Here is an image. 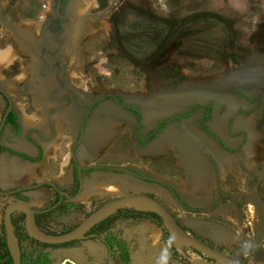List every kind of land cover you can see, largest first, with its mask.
Listing matches in <instances>:
<instances>
[{
    "label": "rangeland",
    "instance_id": "obj_1",
    "mask_svg": "<svg viewBox=\"0 0 264 264\" xmlns=\"http://www.w3.org/2000/svg\"><path fill=\"white\" fill-rule=\"evenodd\" d=\"M122 2L164 18H181L196 12L216 13L233 22L244 42L251 37L255 42L234 59L214 53L199 60L179 59L174 47L169 46L148 65L135 68L117 55L108 39L109 17L118 11ZM56 5L57 0H0V54L13 55L7 65L0 67L4 76L0 89L10 100L15 121L14 125L3 126L0 145L19 141L21 128L24 130L23 119L34 125L42 116H45L47 137L35 129L26 134L24 130L23 137L32 143L30 134L36 133L42 141L55 142L46 155L39 147L41 154L37 166L25 169L11 185L0 186L13 187L25 179H30L25 183L51 179L59 184L56 185L59 189L70 193L73 172L70 150L77 137V128L87 114L84 138L95 133L92 137L96 147L83 150L81 145L75 151L76 164L123 167L158 179L170 185L169 191L180 209L174 204L167 185L153 182H148L149 186L136 185L123 175L110 174L99 177L98 180L107 181L94 188L95 176L111 172L88 169L82 178L81 195L74 201H63L52 211V235L69 231L113 197L123 196L126 189H121L117 196L102 190V186L113 183L111 179L124 186L133 184L150 190L152 195L167 192L169 201L161 196L157 199L170 225L225 255L229 256L238 247L251 245L258 233L251 199L261 206L264 232V121L260 122L264 112V35H254L255 26L264 15V0H60L55 16ZM77 7L81 13L75 15ZM78 26L82 30L77 49L71 34ZM29 30L33 38L28 35ZM47 82L52 85L44 86ZM187 94L204 97L205 102L192 101L183 110L171 111L153 124L144 120L148 110L165 105L167 98ZM39 104L50 106L45 113H39ZM6 106L0 93V117ZM118 114L124 117H117ZM54 115L68 118V124L56 128ZM246 116L254 122L256 137L243 130ZM210 120L211 123L220 121L225 132L217 133L218 136L211 132L214 129L209 126L210 131L207 127ZM47 122L53 129H48ZM112 122H119L120 126H112L96 144V133L104 126L109 128ZM159 122L162 124L156 130ZM164 128L169 138L160 133ZM157 135L148 150H143L140 141ZM206 136L216 145L212 146ZM188 143L199 150L206 172L190 171L181 159V150L186 152ZM216 150H220L230 163L225 171L213 157ZM181 190L183 192H179ZM35 199L36 196L32 198ZM52 200L55 201L54 194ZM215 230L222 233L224 242L215 238ZM94 233L111 235L124 243L130 264L211 262L191 248H174L152 211L120 205ZM22 241L24 249L31 251L32 259L40 247ZM42 250L48 255L47 264H118L114 250L107 249L93 237L46 246ZM240 262L264 264V234L258 248L252 253L241 254Z\"/></svg>",
    "mask_w": 264,
    "mask_h": 264
},
{
    "label": "flooded vegetation",
    "instance_id": "obj_2",
    "mask_svg": "<svg viewBox=\"0 0 264 264\" xmlns=\"http://www.w3.org/2000/svg\"><path fill=\"white\" fill-rule=\"evenodd\" d=\"M2 97H4V96L2 95ZM4 99L7 102V106H6L3 114L1 115V117L4 116V120H3V124L0 128V132L2 131V128L4 125H10V126L14 125V124H11L10 122H7V120L13 115H12V111H11L10 100L5 98V97H4ZM9 103H10V109L7 111V107H8ZM124 108H130V107L124 106ZM130 111H133V110H130ZM119 116L124 117L121 114L117 115V117H119ZM1 117H0V119H1ZM86 117H87V114L84 115L83 119L81 120V122L78 126V128L80 126L82 127L81 134L77 128V137H76L74 145L72 146V148L70 150V155L73 154V156H74V161L71 160V158H70V161H71V164L73 167V172L71 175V185L72 186L70 189V193H67L64 190L59 189L56 186V185L59 186V184L54 180L52 182L51 179H44L42 181H33L30 183H25L26 181L30 180V179H25V181H22L19 184L17 183L18 185H15L13 187H4L3 188L0 186V264H12V256H11V252H10L9 243L6 239L5 226H4V215H5V211H6L8 206H10V208L7 211V227L10 229L11 233L13 234V236L16 240V244H17L18 252H19V264H47L48 263V255L45 251L42 250V248L46 247V246L51 247L54 245H46V244H43V243H40V242L34 240L32 237H30L28 235L27 229H29L33 232L40 233L44 236H52V211L59 208L63 201H74L75 199L78 198L79 195H81L82 189H83L82 178L88 169L89 170L90 169L91 170H98V171L104 170V171H110L111 172V173H106L105 175L98 174L97 176H95L96 184H94V186H93L94 188L97 185H99L101 182L107 181V180H98L99 177H107L110 174H112V175H115V174L123 175V177L128 182L134 183L136 185L149 186L148 182L158 183L161 185H167L166 183H163L162 181H160L158 179H156V180H158L160 182L153 180V179H155L153 177H146V176L140 175L139 173L134 172L130 169H125L123 167H108V166L90 165V164L89 165H77L76 164L77 159H76L75 151H77V149L81 147L82 142L84 140V134H85V129H86V127L84 128V124H85L86 119H87ZM37 124H38V122H36L33 126H31L29 129H27L25 134L27 133L28 130L35 129V130H38L42 136L47 137L46 136L47 133H45ZM160 124H162V122H159L156 125V130L159 129ZM210 124H211V120L209 121L208 126H207L208 129L211 131V129L209 128ZM47 125H48V129H53L52 124L47 122ZM166 130L167 129L164 128L161 130L160 133L163 134ZM211 132H213L214 134H216L218 136V134L215 131H211ZM203 133H204V135H206L205 132H203ZM158 135L152 136V137H150V136L145 137L144 142L140 141V143L143 144V147H144L142 149L144 150V149L149 148L150 145L156 140ZM30 138L32 140V143L25 140V138L23 137V131L21 128L20 138H19V141L17 143H11L9 145H7V144L0 145V163H2V162L9 163L11 160H13L15 158L18 165L27 164L24 166L23 171H25V169H27L29 167L37 166L36 163H37L39 156L41 154L39 152V147L43 150L44 155H46V151L44 150L43 147H41L43 145H40V144L48 143L50 141H47V142L42 141L40 138V135H38L36 133L30 134ZM207 139H210V138L207 137ZM21 142L30 144L35 149V152L33 154H29L25 151H20V150H17L13 147V145H16V144L21 143ZM38 142H41V143H38ZM138 142H139V140H138ZM5 148H10V150L13 152H11ZM4 152H6L7 154L6 155L3 154ZM1 158L3 159L2 162H1ZM91 161H93V159H91ZM86 162H89V161H86ZM33 164H34V166H33ZM76 167H78V170ZM119 168H122L124 170H119ZM21 176L23 177L24 175H21ZM33 178L34 177H31V179H33ZM49 181L54 184L56 190L66 193V196L63 194H60L51 185L46 183ZM109 181L115 182V181H112L111 179ZM129 185H133V184H126V187ZM79 186H80V191L78 192ZM167 186H168L167 189L169 191L170 185H167ZM127 190L128 189L126 188V191ZM77 192H78V194H77ZM34 193L36 195H34ZM127 193L131 194V195H138V194L147 195L148 197L153 198L156 202H158L162 206V204L157 199V197L160 196V194L152 195V194H154L153 192H150V193L149 192H147V193H132V192H128V191H127ZM169 193L172 194L171 197L173 196L172 197L173 200L176 201L174 194L171 191H169ZM53 194L55 196V201L52 200ZM76 194H77V196L74 199H68L67 198V197H70V198L74 197ZM124 194L125 193H123V195ZM35 196H36V199L32 200V198ZM122 197L123 196L113 197L109 201L119 199ZM109 201H107V202H109ZM177 208L180 209V205ZM153 214L161 221V219L154 212H153ZM106 219H107V216L105 218H103L102 220H100L97 224L93 225L84 234V238L77 240V241H82V240L88 239L90 237L97 238L102 244L106 245L107 249L114 250L113 254L116 253L117 259H118V264H121L120 263L121 262L120 261V250H119V246H118V244L121 241H119V239L117 237L112 236L113 238H115V240L113 241V243L110 246H108L107 240L109 238V235L105 237V235L98 236L94 233L95 228L98 227L99 225H101ZM161 223H162V221H161ZM56 235H58V234H56ZM22 239H24L25 241H27L29 243H33L35 245L37 244L40 247L38 253H35V255H33L32 259H31V251L30 250L27 251L26 249H24L25 244L22 241ZM199 240H201V239H199ZM73 242H75V241H73ZM69 243H72V242H69ZM65 244H68V243H65ZM62 245H64V244H62ZM123 246L125 248V245H123ZM125 250H126V248H125ZM239 259H240V257H239ZM129 264H130V262H129Z\"/></svg>",
    "mask_w": 264,
    "mask_h": 264
},
{
    "label": "trees",
    "instance_id": "obj_3",
    "mask_svg": "<svg viewBox=\"0 0 264 264\" xmlns=\"http://www.w3.org/2000/svg\"><path fill=\"white\" fill-rule=\"evenodd\" d=\"M108 39L117 55L139 68L151 63L165 48L173 46L179 59H202L214 53L234 59L241 50L254 44L253 37L243 41L231 20L212 12H196L181 18H164L122 2L109 17ZM256 36L264 35V15L256 24ZM252 36V35H250ZM264 121V112L260 122ZM7 122L15 124L13 116ZM256 129L260 131L259 125ZM115 238L109 235L107 245ZM123 243H119L120 263L129 264Z\"/></svg>",
    "mask_w": 264,
    "mask_h": 264
},
{
    "label": "bare ground",
    "instance_id": "obj_4",
    "mask_svg": "<svg viewBox=\"0 0 264 264\" xmlns=\"http://www.w3.org/2000/svg\"><path fill=\"white\" fill-rule=\"evenodd\" d=\"M81 11L80 9H76L75 11V15H78L80 14ZM77 17V16H76ZM77 20V19H76ZM32 29V28H31ZM82 30V27L81 26H78L71 34V39L72 41L74 42L75 44V47H77V44L80 42V37H79V33L80 31ZM28 35H31V37L33 38V33L29 30L27 31ZM36 37V36H35ZM15 43H19V42H15ZM19 45V49L23 52H26V50H24L22 48V46H20V43L18 44ZM17 45V47H18ZM78 49V47H77ZM22 52V54H23ZM13 56V55H12ZM11 55L9 54H5V53H2L0 54V67L5 65L6 63H8L10 61V58L12 57ZM7 65V64H6ZM1 70V69H0ZM4 80V76L0 73V81H3ZM14 82V81H12ZM56 82V81H55ZM7 83V82H6ZM10 83V82H9ZM219 83V81H218ZM217 83V84H218ZM52 84L50 82H47L44 84V86L46 87H50ZM219 85V84H218ZM225 85V84H224ZM220 86V85H219ZM213 87V86H212ZM216 87V86H215ZM214 87V88H215ZM225 87V86H224ZM196 91V88L193 87ZM211 88V86H210ZM218 88V87H216ZM220 88V87H219ZM222 88V87H221ZM225 89V88H224ZM223 89V90H224ZM38 93V92H37ZM158 94V93H156ZM230 95V94H229ZM226 96V95H225ZM224 96V97H225ZM229 97V96H228ZM140 98V97H139ZM155 98V97H154ZM227 98V96H226ZM147 99V98H146ZM152 99V98H151ZM192 101H199V102H205V98L204 97H200V96H196V95H193V94H187V95H180V96H172V97H169L166 99V104L161 106L160 108H157V109H153L151 108L150 110H148L146 112V115H145V121L149 124H153L155 122V120L159 117H162L163 115H167L169 114V112L171 111H180V110H183L189 103H191ZM229 101V100H228ZM36 103V102H35ZM230 104V101L228 102ZM164 104V103H163ZM231 104H233L231 102ZM41 107H37V111L40 113H45L47 111V109L49 108L50 104H39ZM69 110V109H68ZM56 114V113H55ZM61 116V115H60ZM59 115H54L53 116V120H54V126L58 129H60V126H62L64 123H67L68 124V118H63V117H60ZM73 117V116H72ZM221 119V118H220ZM219 119V120H220ZM223 119V118H222ZM74 120V119H73ZM40 122H38V126L45 132L47 133V126H46V121H45V116H42L41 120H39ZM22 126H23V129L24 130H27L29 129L31 126H33V122H30L26 119H23L22 121ZM112 126L113 127H116V126H120V123L119 122H112V125L109 126V128H106L105 129V126H104V129H102L101 131L97 132L96 135L98 137L97 139V143L96 144H99L101 138L103 136H105L106 134H108V132L112 129ZM243 128L244 130L248 131L252 136H255L257 135V131L255 130L254 128V122L252 120L251 117L249 116H246L245 117V120L243 121ZM211 128L214 129L217 133L219 134H223L225 132L222 124L220 121H216L214 120L212 123H211ZM71 129V128H70ZM23 130V131H24ZM93 134V133H92ZM199 134V133H198ZM95 133L93 135H91L90 133L87 134V136L84 138L83 142H82V149L83 150H86V149H95L96 146L95 145V141H93V137H94ZM163 135L165 137H168L169 138V134H167V132H165V134L163 133ZM93 136V137H92ZM174 138V137H173ZM194 139H197V138H194ZM199 140V139H198ZM39 141V140H38ZM200 141V140H199ZM207 141L213 146V145H216L214 143L213 140L211 139H207ZM38 143H41V142H38ZM55 142L53 141H50L48 143H43V144H40V145H43L41 147L44 148V150L46 152H49L53 146ZM208 143V144H209ZM189 144V143H188ZM252 146V145H251ZM13 147L17 150H20V151H25L29 154H33L35 152V149L30 145V144H27V143H18L16 145H13ZM186 147V152L181 150V155L183 158H181L185 163L188 164V167L190 168V171L192 172H206L207 171V168L206 166L203 164V162H201V158H200V155H199V150H196L197 148L194 146V147H191L190 144L185 146ZM202 148V147H201ZM153 148H150V150L152 151ZM185 149V148H184ZM148 150V149H147ZM213 154V157L214 159L217 160V162L219 163L220 165V168L222 171H225L227 170L229 167H230V163L228 162V159L225 157V155L220 151V150H216L215 152L212 153ZM179 155V154H178ZM3 156V155H2ZM4 157V156H3ZM2 160V158H1ZM6 160V159H5ZM10 161V160H9ZM27 165V164H25ZM25 165H18L17 162H16V159L14 158L13 160H11L9 163H5V162H2L1 163V166H0V185L1 186H6V185H11L13 183V181L16 179V177L21 174V172H23L24 170V166ZM31 166V165H30ZM34 166V164H33ZM35 167V166H34ZM30 170H31V167H29ZM19 177V176H18ZM17 177V178H18ZM116 184V185H115ZM128 189L127 191L128 192H132V193H147V192H151L150 190H145L143 188H140V187H137V186H134V185H129V186H124V184H120L119 182L118 183H111V184H108V185H105V186H102V190L105 191L106 193L110 194V195H118L120 193V190L122 189ZM125 194H128L126 190H123ZM179 192H183L182 190L179 191ZM139 195V194H138ZM160 196L162 197V199L164 200H168L169 201V196H168V193L167 192H162V194H160ZM123 207L125 208H132V209H135V210H138V211H152V208L147 204L145 203L144 201L142 200H134V201H130V202H127V203H124L122 204ZM259 202H258V206H259ZM261 207V206H259ZM214 233V236L216 239L220 240V241H223L224 240V237L222 235V233L219 231V230H215ZM264 234V232H263ZM224 242V241H223Z\"/></svg>",
    "mask_w": 264,
    "mask_h": 264
},
{
    "label": "water",
    "instance_id": "obj_5",
    "mask_svg": "<svg viewBox=\"0 0 264 264\" xmlns=\"http://www.w3.org/2000/svg\"><path fill=\"white\" fill-rule=\"evenodd\" d=\"M58 3L59 0H57V5L54 8L55 16H57L58 11ZM113 4V1L110 3V6ZM1 14V9H0ZM0 93L8 99L5 92L0 89ZM114 101L116 102V98L113 97ZM10 109V103L8 104L7 111ZM121 117V116H119ZM4 116L0 119V128L3 124ZM78 131L82 132V127L80 126L78 128ZM71 160L74 161L73 154L70 155ZM78 170V167H76ZM119 170H124L122 168H119ZM150 179V178H149ZM157 182H160L156 179H153ZM47 184L51 185L55 190V186L52 182H46ZM58 191V190H56ZM80 191V186L78 189V192ZM60 194H63L66 196V193L58 191ZM77 192V194H78ZM77 194L74 197H67L68 199H74ZM172 195V194H170ZM173 197V196H172ZM134 200H142L145 203H147L151 208L152 211L161 219L162 226L166 230L169 239L172 243V246L177 249L181 248H191L194 251L206 256L209 258L212 262L208 264H242L240 262L239 257L243 253H252L254 250H256L261 242L262 236H263V224H262V218L260 213V208L258 206V203L255 199H251V202L254 206L256 218L258 222V233L253 241V243L249 246H241L236 248L229 256L223 254L218 249L206 244L204 241L199 240L198 238L191 237L187 234L182 233L181 231H178L175 229L172 225H170L168 218L166 217V213L164 208L156 202L153 198L148 197L144 194L139 195H131V194H124L122 198L111 200L107 203H105L102 207L97 209L92 215H90L83 223L75 226L73 229L62 233L58 235H52V236H44L40 233L33 232L29 229H27V233L30 237H32L34 240L46 244V245H62L65 243L73 242L80 240L84 238V234L95 224H97L100 220L108 216L110 213H112L114 210L117 209L118 206L134 201ZM175 205L179 207V204L174 201ZM10 208V206L7 207L4 215V226H5V233H6V239L9 243L10 252L12 256V264H19V252L18 247L16 244V240L11 233L10 229L7 227V211Z\"/></svg>",
    "mask_w": 264,
    "mask_h": 264
},
{
    "label": "crops",
    "instance_id": "obj_6",
    "mask_svg": "<svg viewBox=\"0 0 264 264\" xmlns=\"http://www.w3.org/2000/svg\"><path fill=\"white\" fill-rule=\"evenodd\" d=\"M210 126H211V124H210ZM244 130V129H243ZM215 131V130H214ZM216 132V131H215ZM217 133V132H216Z\"/></svg>",
    "mask_w": 264,
    "mask_h": 264
}]
</instances>
